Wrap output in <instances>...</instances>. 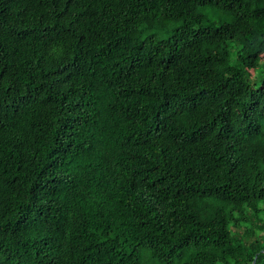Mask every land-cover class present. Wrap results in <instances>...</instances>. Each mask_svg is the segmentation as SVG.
I'll use <instances>...</instances> for the list:
<instances>
[{
    "label": "trees",
    "instance_id": "obj_1",
    "mask_svg": "<svg viewBox=\"0 0 264 264\" xmlns=\"http://www.w3.org/2000/svg\"><path fill=\"white\" fill-rule=\"evenodd\" d=\"M261 62L264 0H0V264H264Z\"/></svg>",
    "mask_w": 264,
    "mask_h": 264
},
{
    "label": "rangeland",
    "instance_id": "obj_2",
    "mask_svg": "<svg viewBox=\"0 0 264 264\" xmlns=\"http://www.w3.org/2000/svg\"><path fill=\"white\" fill-rule=\"evenodd\" d=\"M208 16L214 19L216 22L224 21L225 17L220 14L218 11L215 12H210L208 13ZM180 25L179 21H170L165 29L168 33L170 30L174 29L175 27H178ZM261 66L258 68L250 69L251 75L254 76L252 82H259L261 78H264V63L261 62ZM256 71V72H255ZM262 133L260 135L253 136L249 138L246 142L247 149L250 153L252 152H257L259 153L263 148H264V122L262 123ZM200 199V197H193L192 198V204L194 205L195 208H197L199 211H201V208L198 207L197 205V200ZM218 207V205H216ZM201 213V212H200ZM202 219L203 220H208L209 216L204 215L201 213Z\"/></svg>",
    "mask_w": 264,
    "mask_h": 264
},
{
    "label": "water",
    "instance_id": "obj_3",
    "mask_svg": "<svg viewBox=\"0 0 264 264\" xmlns=\"http://www.w3.org/2000/svg\"><path fill=\"white\" fill-rule=\"evenodd\" d=\"M255 259H256V257H255ZM254 263H255V261L252 264H254Z\"/></svg>",
    "mask_w": 264,
    "mask_h": 264
}]
</instances>
